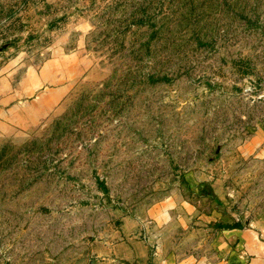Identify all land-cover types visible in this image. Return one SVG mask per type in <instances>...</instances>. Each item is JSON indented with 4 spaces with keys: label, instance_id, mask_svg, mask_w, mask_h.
Here are the masks:
<instances>
[{
    "label": "rangeland",
    "instance_id": "374dc122",
    "mask_svg": "<svg viewBox=\"0 0 264 264\" xmlns=\"http://www.w3.org/2000/svg\"><path fill=\"white\" fill-rule=\"evenodd\" d=\"M6 93L47 108L0 134V264H89L170 194L216 206L185 175L230 174L237 213L264 201L237 149L264 120V0H0Z\"/></svg>",
    "mask_w": 264,
    "mask_h": 264
},
{
    "label": "crops",
    "instance_id": "0c3cea01",
    "mask_svg": "<svg viewBox=\"0 0 264 264\" xmlns=\"http://www.w3.org/2000/svg\"><path fill=\"white\" fill-rule=\"evenodd\" d=\"M46 108L44 101L32 109L26 98L7 93L0 96V134L8 133L15 123L26 130L33 116ZM237 149L243 159L264 163V120L251 127ZM184 179L193 193L203 192L205 184L216 185V206L201 209L191 196L177 193L138 207L121 217L111 232L114 236L107 233L101 239H89L88 263L264 264V201L247 214L237 213L225 195L231 193L228 188L234 177L230 174L210 180L185 175Z\"/></svg>",
    "mask_w": 264,
    "mask_h": 264
}]
</instances>
